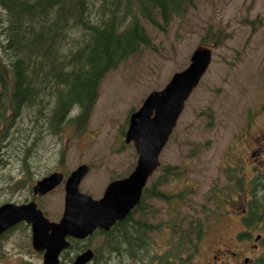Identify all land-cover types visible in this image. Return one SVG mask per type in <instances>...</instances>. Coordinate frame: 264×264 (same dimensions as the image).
I'll return each instance as SVG.
<instances>
[{
    "label": "rangeland",
    "instance_id": "obj_1",
    "mask_svg": "<svg viewBox=\"0 0 264 264\" xmlns=\"http://www.w3.org/2000/svg\"><path fill=\"white\" fill-rule=\"evenodd\" d=\"M140 23L151 45L106 73L83 132L79 134L73 123L66 122L61 132L52 133L43 120L33 121L32 112H22L10 143L0 148V205L30 199V186L37 179L53 171L66 177L82 163L90 170L79 189L99 198L111 180L126 176L136 164L134 147L123 141L130 114L151 91L162 89L175 72L187 67L211 26L220 27L228 36L213 47L207 72L186 101L160 155L161 167L169 164L186 169L184 178L166 186L171 191L191 187L189 207L185 204L182 211L202 220L206 214L208 232L193 262L204 264L211 246L218 241L231 243L239 227L226 214L216 220L210 216L211 211H223L208 200L210 191L224 184L227 168H235L247 180L264 173V0H194L182 17H173L165 28L143 19ZM36 200L47 218L59 220L64 182ZM151 203L159 215L148 220L153 224L165 221L166 204ZM231 222L234 228H229ZM151 237L152 251L163 253L168 232ZM98 243L97 237L89 241L90 246ZM0 249V264H42L41 253L30 246L29 230L11 231L1 239ZM111 261L119 264L120 260L112 255ZM121 264L135 263L125 258Z\"/></svg>",
    "mask_w": 264,
    "mask_h": 264
},
{
    "label": "trees",
    "instance_id": "obj_2",
    "mask_svg": "<svg viewBox=\"0 0 264 264\" xmlns=\"http://www.w3.org/2000/svg\"><path fill=\"white\" fill-rule=\"evenodd\" d=\"M193 4L194 0H0V148L11 139L17 120L26 111L32 112L35 123L43 120L52 133L61 132L70 121L81 132L106 73L151 45L140 20L165 28ZM227 36L222 28L211 26L200 42L217 47ZM73 110L75 116L67 120ZM24 135L28 141L29 132ZM185 170L181 165L163 166L126 218L107 232L95 231L84 246L72 240L64 261L72 259L66 256L71 250L81 251L97 237L98 245L90 246L94 250L92 264H113L112 255L120 260L119 264L125 258L135 264H193L209 228L206 214L202 220L182 211L185 204L189 207L191 187L171 192L166 189V184L184 178ZM227 178L225 186L210 191L208 197L219 210H227L225 204L237 196L243 199V177L231 171ZM258 179L264 183V178ZM152 200L167 205L165 221L153 224L148 220L159 215ZM253 201L258 203L255 196ZM220 215L218 211L210 212L215 220ZM246 218L251 235L263 232L264 204L256 213L250 207ZM18 229L28 230L18 224L8 233ZM165 231L166 249L161 254L154 253L151 234ZM2 253L0 249V257Z\"/></svg>",
    "mask_w": 264,
    "mask_h": 264
},
{
    "label": "water",
    "instance_id": "obj_3",
    "mask_svg": "<svg viewBox=\"0 0 264 264\" xmlns=\"http://www.w3.org/2000/svg\"><path fill=\"white\" fill-rule=\"evenodd\" d=\"M210 60V47L198 45L188 66L174 73L162 90L150 92L142 105L130 114L124 141L133 143L138 157L128 176L109 182L102 196L94 199L79 190L82 178L89 171L86 164H81L65 179L64 206L58 221L46 218L33 200L21 204L5 202L0 205V235L18 222H26L30 225L32 249L42 252V264H60L59 255L69 246V238L84 239L96 229L108 231L117 221L126 218L139 203L142 188L159 165V153L183 110L184 102ZM62 180V173L52 172L35 182L33 194L44 195ZM93 254V250L87 248L70 264H87Z\"/></svg>",
    "mask_w": 264,
    "mask_h": 264
},
{
    "label": "flooded vegetation",
    "instance_id": "obj_4",
    "mask_svg": "<svg viewBox=\"0 0 264 264\" xmlns=\"http://www.w3.org/2000/svg\"><path fill=\"white\" fill-rule=\"evenodd\" d=\"M259 177L264 178V173H261L257 176H254L252 179L247 180L245 177L244 180L245 187L243 191V199L237 196L236 200H232L228 202L230 206L236 211L235 213V222L238 225L247 227L245 222H247V218L243 220L250 213V207H254L255 213L258 210L260 204L253 201L254 196L255 200L259 198L260 190L262 189L263 182H259ZM246 179V180H245ZM227 204V203H226ZM262 203L261 205H263ZM249 212V213H248ZM238 215V216H237ZM118 223V222H117ZM116 223V224H117ZM236 234H234V237ZM263 235L256 233L253 239V243L249 244V248H245L239 246V243L231 247L228 243L218 241L212 245L210 250V255L208 256L206 263L204 264H257V260L261 257L255 252L258 249H261V254H264V244L262 243Z\"/></svg>",
    "mask_w": 264,
    "mask_h": 264
},
{
    "label": "bare ground",
    "instance_id": "obj_5",
    "mask_svg": "<svg viewBox=\"0 0 264 264\" xmlns=\"http://www.w3.org/2000/svg\"><path fill=\"white\" fill-rule=\"evenodd\" d=\"M1 29V28H0ZM63 119V118H62Z\"/></svg>",
    "mask_w": 264,
    "mask_h": 264
}]
</instances>
